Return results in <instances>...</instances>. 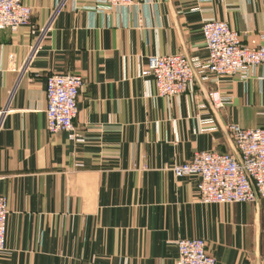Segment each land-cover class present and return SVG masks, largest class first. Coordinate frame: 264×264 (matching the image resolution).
<instances>
[{
	"label": "crops",
	"instance_id": "obj_1",
	"mask_svg": "<svg viewBox=\"0 0 264 264\" xmlns=\"http://www.w3.org/2000/svg\"><path fill=\"white\" fill-rule=\"evenodd\" d=\"M22 1L30 24L0 30V264H175L179 238H202L214 264H264L263 198L202 203L198 177L170 171L196 150L235 151L230 123L264 128V62L245 76L196 69L167 97L140 74L149 55L205 62L207 20L264 44V0ZM52 73L82 77L75 140L46 129Z\"/></svg>",
	"mask_w": 264,
	"mask_h": 264
},
{
	"label": "built area",
	"instance_id": "obj_2",
	"mask_svg": "<svg viewBox=\"0 0 264 264\" xmlns=\"http://www.w3.org/2000/svg\"><path fill=\"white\" fill-rule=\"evenodd\" d=\"M96 1L114 7L129 6L134 2ZM30 16L31 8L22 0H0V30L29 25ZM201 32L208 52L205 62L181 53L147 56L140 74L153 78L159 96H173L186 91L196 78V69L216 77L245 76L249 68L264 62V44H243L239 32L230 28L225 21H204ZM82 83V77L74 73H52L46 77L45 116L49 133L63 131L69 140L77 138L73 119L77 113L76 101ZM207 96L215 108L223 106L217 91H208ZM226 129L235 151L196 150L189 160L174 163L170 167L171 173L175 177L196 175L197 199L202 203L252 202L257 197L264 199V128H243L230 123ZM7 214L6 198L0 195V250L4 249ZM175 244V264H214V258L207 253L202 238H179Z\"/></svg>",
	"mask_w": 264,
	"mask_h": 264
},
{
	"label": "water",
	"instance_id": "obj_3",
	"mask_svg": "<svg viewBox=\"0 0 264 264\" xmlns=\"http://www.w3.org/2000/svg\"><path fill=\"white\" fill-rule=\"evenodd\" d=\"M206 96H207V94H206ZM208 97V96H207Z\"/></svg>",
	"mask_w": 264,
	"mask_h": 264
}]
</instances>
